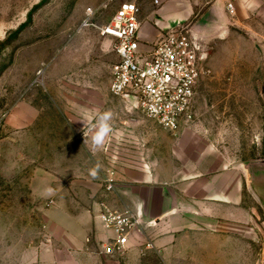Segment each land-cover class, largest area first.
Listing matches in <instances>:
<instances>
[{
    "label": "rangeland",
    "instance_id": "1",
    "mask_svg": "<svg viewBox=\"0 0 264 264\" xmlns=\"http://www.w3.org/2000/svg\"><path fill=\"white\" fill-rule=\"evenodd\" d=\"M155 1L0 0V264L52 263L47 259L51 253L46 258L42 251L46 260L40 253L50 204L42 191L51 184L56 198L70 190L85 196L72 180L82 164L91 163L90 156L96 165L105 162L106 168L97 174L94 170L92 177L102 189L107 167L115 168V162L158 158L165 172L178 175L182 189L192 173L199 199L211 187L218 191L228 186L225 174L237 172L234 165L264 162V43L232 23L206 40L212 73L198 88L195 117L178 132L164 131L110 94L117 58L113 41L100 29L122 3H135L141 16L155 7L182 15L180 26L195 24L192 0ZM252 29L264 33L258 23ZM141 119L146 124L129 123ZM94 136L101 140L98 147ZM244 196L243 211L256 217L259 210L264 227V213L246 190ZM197 207L215 215L222 209L195 203ZM180 218L185 226L177 236L178 250L154 253L150 236L138 248L139 261L264 264L252 225L231 235L215 221L191 218L186 211ZM190 223L197 228H186ZM144 227L138 234L148 238L149 227Z\"/></svg>",
    "mask_w": 264,
    "mask_h": 264
},
{
    "label": "crops",
    "instance_id": "2",
    "mask_svg": "<svg viewBox=\"0 0 264 264\" xmlns=\"http://www.w3.org/2000/svg\"><path fill=\"white\" fill-rule=\"evenodd\" d=\"M156 2L159 5V1L156 0L155 4ZM226 4L227 0H218L213 7L206 6L202 0H192V19H194L192 23H199L209 10L213 9L210 23H225V27L227 23H232L247 30L253 34L254 38L257 37L264 43V33L252 29L255 23L264 28V0H240L234 4L233 14L227 11ZM154 8L147 10L143 16L139 11L140 37L143 41L150 43L157 41L167 29L179 25L182 20V15L178 13L170 15ZM146 122L141 119L132 120L129 123L136 127ZM90 159H93L91 163L82 164L77 178L72 180V184L87 195L77 196L70 190L68 195L56 198L58 192L51 184H47L42 191V194L50 197V204L45 212L47 231L40 247L42 260H46L42 254L44 251L46 258L47 254L51 253L47 258L52 262L51 264L59 262V264H144L142 260H138L140 258L138 248L144 245L150 236H152L150 239L154 246V253L178 250L177 236L185 226L179 224L178 220L181 219L184 211L189 213L191 218L193 215L204 220L215 221L216 227L226 230L231 235L233 230L244 229L246 224L252 225L251 234L253 233L256 237L258 250L264 253L262 213L258 210L255 217L253 211L251 213L243 211L246 190L264 213V168H250L238 163L233 167L237 172L225 174L228 176L226 182L228 186L218 191L211 187L210 193L206 194L207 197L199 199L197 197L198 188L200 190L199 183L195 182L192 185V173L184 179L188 183L185 185L186 189H182L177 185L178 175L176 176L173 170L165 172L162 159L141 157L125 158L118 163L115 162V168L107 167V171H113L116 174L115 192L107 194L101 186L92 181L94 170L97 174L100 168H106L105 162L101 161L99 165H96L92 156ZM259 173L262 174L259 175ZM88 190H90L89 193ZM104 203L110 208L127 209L138 214L141 217L142 226L144 227L145 224L149 227H144L147 228L148 238L144 234L146 239L143 238V234H138L137 230L141 226L136 229L132 235L130 251L122 259H111L103 255V247L113 238V234L103 227L100 220L101 205ZM195 203L203 204L204 207L219 206L222 209L216 215L207 208L201 212L198 210L200 208H194ZM225 207L230 210L226 212L223 210ZM197 226L190 223L186 228L192 229ZM190 242L192 245V241ZM189 250L192 251V247Z\"/></svg>",
    "mask_w": 264,
    "mask_h": 264
},
{
    "label": "built area",
    "instance_id": "3",
    "mask_svg": "<svg viewBox=\"0 0 264 264\" xmlns=\"http://www.w3.org/2000/svg\"><path fill=\"white\" fill-rule=\"evenodd\" d=\"M202 1L210 6L218 0ZM238 1L227 0L230 14ZM139 30V8L133 2L122 3L100 29L101 35L113 41L117 58L110 94L164 131L176 133L195 117L193 103L198 88L211 76L209 48L206 41L194 38L188 27L175 25L152 43L143 41ZM115 188V173L108 171L104 190L110 194ZM101 207L103 227L113 234L103 247V255L122 259L130 251L133 233L142 225L141 217L105 203Z\"/></svg>",
    "mask_w": 264,
    "mask_h": 264
},
{
    "label": "water",
    "instance_id": "4",
    "mask_svg": "<svg viewBox=\"0 0 264 264\" xmlns=\"http://www.w3.org/2000/svg\"><path fill=\"white\" fill-rule=\"evenodd\" d=\"M215 3L212 4L214 7ZM211 6V7H212ZM212 11L213 9H210L209 12L203 17V19L199 23L193 24L192 28H190V33L194 38L200 39L202 41L209 40L208 38L212 37L214 34L221 32L225 28V23H210L212 22ZM211 31L212 33H209ZM246 166L250 168L254 167H260L261 169L264 168V162L260 163H251V164H245ZM258 175V173H254ZM262 173H259V175Z\"/></svg>",
    "mask_w": 264,
    "mask_h": 264
},
{
    "label": "clouds",
    "instance_id": "5",
    "mask_svg": "<svg viewBox=\"0 0 264 264\" xmlns=\"http://www.w3.org/2000/svg\"><path fill=\"white\" fill-rule=\"evenodd\" d=\"M92 143L95 145V146H99L100 145V143H101V140H100V138L98 137V136H94L93 138H92Z\"/></svg>",
    "mask_w": 264,
    "mask_h": 264
}]
</instances>
